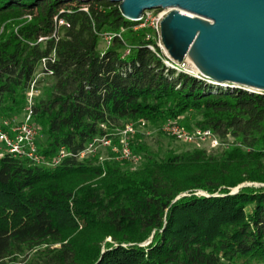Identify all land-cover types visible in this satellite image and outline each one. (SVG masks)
<instances>
[{
  "label": "trees",
  "instance_id": "obj_1",
  "mask_svg": "<svg viewBox=\"0 0 264 264\" xmlns=\"http://www.w3.org/2000/svg\"><path fill=\"white\" fill-rule=\"evenodd\" d=\"M138 25L106 0H0V123L22 121L54 54L30 124L40 158L58 160L0 156V264H264V94L167 69L156 32ZM121 30L100 50L99 33ZM177 119L220 146L159 158L131 143L134 167L78 158L126 123Z\"/></svg>",
  "mask_w": 264,
  "mask_h": 264
},
{
  "label": "water",
  "instance_id": "obj_2",
  "mask_svg": "<svg viewBox=\"0 0 264 264\" xmlns=\"http://www.w3.org/2000/svg\"><path fill=\"white\" fill-rule=\"evenodd\" d=\"M106 1L118 4L121 16L131 22L145 10L168 9L159 38L171 59H189L196 73L214 85L264 94V0Z\"/></svg>",
  "mask_w": 264,
  "mask_h": 264
},
{
  "label": "built area",
  "instance_id": "obj_3",
  "mask_svg": "<svg viewBox=\"0 0 264 264\" xmlns=\"http://www.w3.org/2000/svg\"><path fill=\"white\" fill-rule=\"evenodd\" d=\"M168 9H152L145 10L140 18L139 25L137 28H151L157 34V47L162 53V61L167 69L174 70L179 73H184L192 76L196 79L204 80L208 84L214 85L208 80L199 76L193 69L192 64L188 62V59H184L183 62L179 63L171 59L166 52L163 50L159 33H160V22L167 15L166 11ZM154 12H159L154 15ZM56 27L64 25L63 20L56 19ZM4 27L0 26V35L3 33ZM123 30L119 33H107L101 32L98 34L99 40L104 45V49L111 45L113 38H120ZM149 37V36H148ZM47 38H38L37 43H43ZM153 50L152 47H149ZM128 51L125 52L127 54ZM54 62V54L49 57L42 58L39 62V67L36 75L33 77L29 83L28 89L26 91V105L23 112L22 121L14 126H9L7 122L3 121L0 123V156L4 153L11 154L15 157L26 158L35 165H46L54 166L57 164L55 161L53 164L44 162L40 158L37 152V148L34 142L36 136L35 129L31 126V107L34 105L35 98L38 95V81L47 75H51V72L47 68V63ZM216 86V85H215ZM226 88V87H224ZM146 127L144 121L137 123H126L119 129H116L113 133H107L100 137L93 138L86 147L78 153L79 159H84L90 156L97 155L99 149H108L116 155L115 160L126 161L132 163H139V158L137 155L133 154L130 144L131 138L135 135L137 129H143ZM101 128L105 129L104 125ZM162 132L170 138H174L182 143L193 145L195 148H200L203 143H208L209 148L213 149L220 146L219 140L209 131L203 130L198 127L192 126L190 130H187L180 124L177 120H167L162 124ZM64 149L59 150V155L57 159L66 156ZM99 163H103L104 159L102 156L98 157Z\"/></svg>",
  "mask_w": 264,
  "mask_h": 264
},
{
  "label": "rangeland",
  "instance_id": "obj_4",
  "mask_svg": "<svg viewBox=\"0 0 264 264\" xmlns=\"http://www.w3.org/2000/svg\"><path fill=\"white\" fill-rule=\"evenodd\" d=\"M165 11H166V13H168L167 10H165ZM158 13L159 12H154V15H157ZM99 48H100V50L104 49V45L102 44L101 41H99ZM42 87L43 86L41 85V87L38 90V95L36 96L37 98L42 96V91H43ZM187 118L189 119L190 122H194L199 118V116L195 113H189L187 115ZM161 129H162V125L161 126H154V127L146 126L143 129L139 128V129H137L135 135H141L142 139L140 140V142H137L134 139V137H135V135H134L131 138V143L134 146H136L138 144L144 146L149 151L157 153L159 155V158L166 157V155H168L170 152H181V151L192 150V149L212 150L211 148H209L208 143H203L202 145H200L201 146L200 148H195L196 146L194 147L193 145H188V144L182 143V142H180L174 138H170V137L166 136L165 134H163ZM218 147H216V148H218ZM216 148H213V149H216ZM97 155H98V157L102 156L104 161H113V160L119 161V160L114 159V158H116V155L108 149H99L97 152ZM136 155H138V154H136ZM139 156L141 157L140 154H139ZM119 162H122L123 167H127V166L134 167V166H136V163H132V162H126V161H119Z\"/></svg>",
  "mask_w": 264,
  "mask_h": 264
},
{
  "label": "bare ground",
  "instance_id": "obj_5",
  "mask_svg": "<svg viewBox=\"0 0 264 264\" xmlns=\"http://www.w3.org/2000/svg\"><path fill=\"white\" fill-rule=\"evenodd\" d=\"M188 62L191 64V61L188 59ZM193 69H194V71L196 72V69L193 67ZM198 80H200V79H198ZM201 81H204V80H201ZM205 82V81H204ZM205 83H207V82H205ZM215 86V85H214ZM217 86V85H216ZM232 87H238L237 85H231ZM220 87H222V86H220ZM227 88V87H226ZM242 88H244V89H247V90H249V91H255L256 93H258L259 91H257V90H253V89H249V88H246V87H242Z\"/></svg>",
  "mask_w": 264,
  "mask_h": 264
}]
</instances>
